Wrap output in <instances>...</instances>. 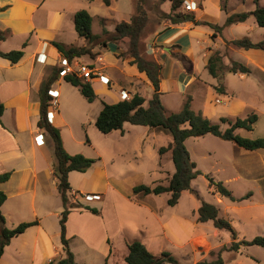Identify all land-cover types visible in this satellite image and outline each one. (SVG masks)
<instances>
[{"label": "crops", "instance_id": "0c3cea01", "mask_svg": "<svg viewBox=\"0 0 264 264\" xmlns=\"http://www.w3.org/2000/svg\"><path fill=\"white\" fill-rule=\"evenodd\" d=\"M74 1L0 0V32L4 34V40L0 41V51H10L8 49L2 50L1 45L11 38L19 40L23 51L22 58L16 64H10L7 60L0 58V63L6 65L5 67L1 66V68L6 70L24 68L20 74L8 75L9 77L7 78L3 77L0 71V103L3 105V113L0 116V174L4 172L11 173L7 181L0 183V190L6 196L5 201L0 206V212L5 219L28 214L31 216L32 221L37 220V225H35L37 227L36 235L33 237L31 244V258L38 261V264L55 263L53 260H58L63 256L62 252L48 243L50 242L49 236L43 232V225L40 222L42 220L41 216L52 214L58 220L61 212V201L60 204L52 203L53 198L60 200L56 189V180L52 172L55 157L50 140L43 136L41 130L37 128L39 117L38 90L48 74L53 69L60 67L61 62L64 60L54 47L53 42L61 43L65 46H85V40L77 36L73 26L74 13L81 10L73 8ZM253 1L249 0L248 4L250 7H247L245 6V0H182V3L194 4V9L187 12L193 13L195 18L204 24L194 25L190 22L177 25L161 24L159 29L146 42L147 49L145 51L148 59L153 60L161 67L159 83L161 101L167 95H172L175 100L176 96H179L177 100L180 109L187 96H190L191 109L196 113H201L202 116L209 119L212 123L222 117L234 119L239 118L241 113H243L244 117L249 113H255L257 120L251 131L236 130L237 134L250 139L256 138L252 135V132L259 125L261 116L264 117V53L259 49L246 50L227 43L244 37L250 39L251 33H257V24L251 15L243 22L228 26H224V24L229 15L252 11L254 9ZM262 1L259 0V6L264 8ZM251 17L254 20V24H248ZM210 25L222 27V30L215 32ZM65 30L67 32L63 33ZM72 31L78 39L83 40L80 45L79 41L74 38ZM259 34H261L259 40L264 39V32H259ZM104 50L102 57H98L102 61L99 66H103L100 68L101 71L99 73L107 77L110 83L107 86L96 79L90 80L89 82L95 95L103 99L101 102L113 104L121 101L119 92L123 90L129 99L135 94L144 98V106H146L153 93L152 85L146 75L143 72H139L135 65L130 64V57H118V49L115 45L108 44ZM215 51L220 53L225 66H229L231 62H238L262 75L261 78L254 80L255 86L262 88V98L261 96L259 98L258 95L256 97V102L261 104L262 110L251 109L250 111H245V103L239 100L234 92H229L224 86L225 108L223 110L215 108V104L220 103V100L214 95L219 92H216L213 88L217 79L209 75L215 80L213 83L201 77V72L203 73L206 70L205 66L208 58ZM39 53L46 57V62L44 64L36 62L39 66H34L36 64L34 56ZM81 58L83 56L75 59L80 61ZM103 58L106 60L104 64ZM25 60L30 61L29 66H20ZM91 66L95 67L93 64ZM235 75L239 79H245V74L236 73ZM60 81L64 82L63 85H68L72 91L79 93L77 88L66 83L59 76L50 87V90L57 92V96L53 98L56 102L55 112L51 109L48 111L53 113L50 123L60 130L62 145L68 154L83 153L88 156L81 149L87 144L85 136L84 138L80 135L78 137L75 136L64 125L62 113L59 110V97L61 96V101L65 102V104H70L72 108L76 106L77 109L73 113L75 122L79 123L80 129H86V110H91L92 102H87L80 93V96L74 95L76 98L72 95H62L60 89L66 86H62ZM93 83L100 87L98 91L94 89ZM111 91L116 93V96L114 99L109 100L107 98ZM143 93L147 94V96L145 97ZM195 104L197 106L194 110L193 106ZM99 111H95L92 116L93 124ZM39 134L42 135V143L40 145L36 144L34 140V137ZM207 136L209 135L197 139L203 140ZM144 137L145 139L143 138L141 143H144L147 137L153 138V133L146 131L144 132ZM259 137L264 138V135ZM170 142L171 140L166 145ZM230 144L228 142L226 146L231 153L229 161L226 160V164L230 167L238 164L236 166L239 168L237 169V177L240 179L248 178L247 180H252L255 183L261 182L259 187L263 196L260 206L264 208V175H257L258 167L264 169V149L245 151L240 148L237 149L233 144L228 146ZM133 150V152H137V145H134ZM188 152L190 155L189 149ZM139 154H142V152H139ZM168 154L170 155L169 152H165L163 155L168 157ZM72 173L74 172L68 173L70 188H72L74 180H76ZM86 173V171L81 173L79 178L85 180L84 176ZM100 180L107 179L105 176H101V178H97L95 183L100 182L101 185L102 182ZM79 182L80 180L78 184ZM100 185L98 184V186ZM87 194H99L100 198L97 201L101 202L103 200L104 203L101 193ZM119 199L122 201L127 200L123 197H119ZM81 203L84 204L83 202ZM98 206L101 208L100 210L97 209L99 214H92L87 210L73 209L67 217L65 223L66 237H77L83 245L84 255L80 257L82 261H79L77 253L71 247L76 264H118L119 261L125 263L123 258L127 252L126 244L134 240L141 242L155 255H159L161 252H167L171 255L163 247H159L161 249L154 247L161 245V239L151 236L148 228L144 225L145 223L137 219L138 215H140L144 219L148 217L152 220L155 217L153 211L142 204L127 202V204L115 210L113 208L107 214L103 212L101 205ZM74 217H77V219L83 217L95 219L96 226L103 233L102 239H100L101 243H95L84 238L86 233L84 225L77 231H69V223L73 221ZM249 218L251 222H256L257 220L252 216ZM24 219V217L19 218L20 221ZM203 225L204 223L197 222V216H194L191 222L181 218L174 220L171 223L174 230L170 232L174 239V245L176 247L184 245L195 246L196 241H202L203 232L200 228L204 227ZM160 229H163V227H160ZM24 232L20 235H23ZM134 233H138L139 236H133ZM56 234L59 236V228ZM16 238H12L4 250L11 247L10 245ZM165 239L168 241L167 236ZM22 245L20 242L14 244L15 253L22 249ZM35 248H37L36 258L34 255ZM196 248L199 249L200 246L196 245ZM51 251L55 259H51V255H48V252L51 253ZM85 255L87 256L86 260H84ZM4 256L5 252L0 258V264L5 263ZM46 256L51 258L46 259ZM171 256L176 258L180 264H188L189 262L186 260L188 258L187 254L180 256L183 259L174 255ZM197 262H200V260L195 259L189 264H196Z\"/></svg>", "mask_w": 264, "mask_h": 264}, {"label": "rangeland", "instance_id": "374dc122", "mask_svg": "<svg viewBox=\"0 0 264 264\" xmlns=\"http://www.w3.org/2000/svg\"><path fill=\"white\" fill-rule=\"evenodd\" d=\"M135 1L136 0H111L110 2V0H108L105 3V0H75L73 8L84 9L89 13L92 18V33L100 36V40H103L107 37V35L101 34L103 28L113 32L115 25L119 22L130 21L135 12ZM245 2V6L250 7L248 4L249 0H245ZM170 4L169 0H143L142 7L146 12L147 20L139 38V50L144 58H148L145 53L147 49L146 42L148 39H150L155 31L159 29V25L164 23L169 25V22L163 16L164 14H168L170 12ZM262 4L264 6V0L262 1ZM179 10L187 11L183 3L181 4ZM248 24H254L252 17L249 19ZM256 30L257 33L254 32L250 34V39L253 41H258L261 37L259 32H264V28H260L258 26L256 27ZM66 32L67 30L63 31V33ZM72 34L74 38L79 41L80 45L83 40L78 39L74 32ZM108 44L110 45L112 43L107 42V45ZM20 45L21 44L17 38H11L8 39L7 42H4L1 45V48L2 50H19L22 49ZM84 45L89 46L86 42ZM115 46L118 49V56H128L126 54L128 48L127 38L118 42ZM89 47H91V55L83 56L80 61L72 59L67 62L71 65L73 64L72 66H74L75 63L86 64L89 66L93 64L95 66L93 68L100 72V68L103 66H99L102 61L98 57H102L101 55L104 53L105 47L102 45H90ZM29 50L31 49L29 48ZM36 58L37 55L34 56L35 63L37 62ZM105 62L106 60L103 58V64ZM29 64L30 61L25 60L20 66H29ZM1 66L5 67L6 65H4V63H0V71L2 76L5 78L9 77L8 75L11 76L20 74L24 70L23 67L6 70L1 68ZM34 66L39 65L36 63ZM248 69L249 73L245 74V79H239L237 75L225 71L222 85L224 88H227L229 92H234L238 99L245 103V111H250L251 109H258L260 111L262 110V106L259 102H256V97L258 95L259 98L260 96L262 98V88L256 87L254 80L261 78L262 75L250 67H248ZM209 75L210 74L206 70L203 71V73L201 72L202 78H206L208 81H212L214 83L215 80H213ZM60 82L62 86H66L62 87V89H60L61 87L59 88L62 95L74 96L77 94V96H80L79 93L72 91L68 85H63L64 82ZM215 84H218L217 81ZM93 86L96 91L100 89L96 83H93ZM143 94L145 97L147 96V94ZM214 95L218 100H220L219 104H215V108L217 110H223L226 104V97L224 96L225 93H216ZM115 96L116 93L111 91V94L107 99L112 100ZM74 97L76 98V96ZM148 97L150 98V96ZM61 98L62 97L60 96L59 110L62 113L61 116L64 120V125H66L67 129H70L72 134L75 136L78 137L80 135L83 138L85 136L87 144L84 147H81V149L84 153H87L88 156L83 153L81 154L94 159V163L86 170L87 173L84 176L85 180H82L83 178H79L81 173L73 171L74 173L72 174L76 180H74L75 184L73 183L71 188L72 192L70 191L68 194L69 204L82 206L87 205L88 207L96 208L98 210L101 209L98 205H101L103 212L107 214H109L113 208L115 210L122 205L127 204V202L144 205L154 212L155 217L150 220L148 217L144 219L143 216L138 215L137 219L145 223L144 225L148 228L151 236H154L156 239H161V245H156L154 247L158 249H161L159 247H163L165 251L170 252L171 255L177 256L180 259H183L180 257L181 255L184 256L187 254L188 258L186 260L187 262L189 261L188 264L195 259L210 262L215 260L218 255L222 260V264H264V249L261 247L241 246L237 251L228 250L227 247L232 241L231 233L229 231L215 229L211 221L206 223L204 222V227L200 228L203 232V238L202 241H196L195 243L197 246H200V250L196 248V245L176 247L173 243V236L170 233L171 230H174L171 226V223H173L174 220L181 218L182 220L185 219L186 221L191 222L192 218L197 216L198 207L202 202H206L214 205L219 210V215L229 222L231 228L236 233L237 241L242 239L251 240L256 236L264 235V208L260 206L263 196L259 187L261 182L255 183L252 180H247L248 178L240 179L237 177V169L239 168L236 166L238 164H236V166L233 165V167L226 164V160L229 161V157L231 156L229 148L226 147L228 142L221 141L211 135L207 136L206 139L203 140L189 138L185 141L187 150H190L191 160L195 163L197 170H199L202 175L193 179L190 184L191 190L184 191L177 204L170 207L166 204L169 194L162 193L159 195H144L141 192H133V188L138 185L154 187L155 185L165 186L167 184L169 177L174 171V167L170 155L168 154V157L163 154L160 155L157 149L165 146L166 143L171 140V137L163 131L130 124H124L121 132L112 131L108 134H101L95 128L92 120V116L95 114V111L98 112L102 107L101 100L103 99L100 98V96H96L92 101L90 106L91 110H86V129H80L79 123L75 122L76 120L73 113L74 110L77 109L76 106L75 108H72L70 104H65V102L63 103ZM177 98H179V96H176L175 100L172 95H167L162 98L161 103L166 113L178 111L180 106ZM55 104L56 102L53 100L50 109L54 112ZM196 106V104L193 106L194 110L196 109ZM242 116L243 113L239 115V118ZM215 123L219 124L221 129L228 127L226 123H220L219 120ZM146 131L153 133V138L147 137L145 142L141 143V140L143 138L145 139L144 132ZM263 131L264 117L261 116L259 125L254 128L252 135L258 138V136L264 135ZM42 134L47 137L43 132ZM134 145H137V149L139 151L137 150V152H133ZM228 146H232V144ZM139 152H142V154H139ZM206 173L211 174L216 180L222 182V184L230 191L236 200L231 201L226 197H221L209 188L208 183L203 176V174ZM261 174L264 175V169L258 167L257 175L260 176ZM101 176H105L107 180L101 181V179V185L100 182L95 183L97 178H101ZM79 180L80 182L78 184ZM98 184L100 186H98ZM94 192H99L103 195L104 203L103 200L101 202L97 201V199L100 198L99 194H95L97 195L96 199H86L85 195H88L87 193ZM119 197H123L127 200L122 201ZM54 202L60 204V200L58 198H53L52 203ZM250 216L255 217L257 219L256 222H251L249 218ZM21 217H24L25 219L20 221L19 218ZM41 217L42 220L40 222L43 225L42 230L49 236L50 239V242L48 243L55 246L60 252H62L60 236L56 234L59 228L58 220H56L53 214ZM31 219V216L28 214L22 216H12L11 218H6L4 220V224L7 228H14L21 222L32 221ZM83 225L86 230L84 238L86 240L94 241L95 243H101L100 239H102L103 233L96 226L95 219L84 217L77 219V217H74L73 221L69 223V231H77L79 228H82ZM160 227H163V229H160ZM36 230L37 227L35 226L29 227L25 230L23 235L17 236V238L10 245L11 247H8L3 251L5 252V263L38 264V261L31 258V244L33 237L36 235ZM136 235L139 236L138 233L133 234V236ZM166 236L168 241L165 239ZM67 238L69 240V250L72 254L73 251H75L79 257V261H82L80 257H82L84 253L83 245L80 239L77 237ZM17 242H20V244L23 245L22 249L18 253H15L14 244ZM71 247L73 251L71 250ZM222 247H225V249L221 250ZM34 255L36 258L37 248L34 250ZM48 255H51L52 258L50 256H46V259H55L52 255V251L51 253L48 252ZM84 257V260H86L87 256L85 255ZM53 261L56 262L57 260L55 259ZM118 264L126 263H121V261H119Z\"/></svg>", "mask_w": 264, "mask_h": 264}, {"label": "trees", "instance_id": "16d2710c", "mask_svg": "<svg viewBox=\"0 0 264 264\" xmlns=\"http://www.w3.org/2000/svg\"><path fill=\"white\" fill-rule=\"evenodd\" d=\"M91 1V0H89ZM164 1V0H160ZM170 12L164 14L169 25H177L190 22L194 25H202L203 22L197 20L193 13L180 11L179 8L182 0H169ZM107 0H105V3ZM143 0L135 1L134 15L129 22L121 21L115 25L113 32L102 29L101 34L107 35L106 38L100 40V36L95 35L91 31L92 18L89 13L84 10H78L73 16L74 30L79 38H83L90 45H102L106 48L107 42L117 44L128 39V48L126 54L131 58L130 64L135 65L139 72H143L153 88L151 98L144 106V98L139 95H133L128 100H121L117 103L109 104L101 102V109L94 121L95 128L101 134H108L112 131H122L123 125L128 123L135 126H145L150 129L163 131L171 137V142L167 146L159 147L160 155L165 152L170 153V158L174 167V171L169 177L167 184L155 185L149 187L138 185L133 188V192H141L144 195H159L162 193L169 194L166 204L170 207L175 206L184 191L191 190L190 184L193 179L202 173L197 170L195 163L191 160L189 152L185 146V141L189 138H199L205 135H211L222 141H227L235 147L245 151H254L264 149V138H245L236 133V130L242 129L251 131L257 120L255 113H249L243 118L230 119L222 117L220 123H226L228 127L221 129L219 124L212 123L209 119L196 113L191 109V98L187 96L182 107L177 112L166 113L160 100L161 92L159 90L160 83V65L151 59L144 58L140 53L139 38L143 27L146 23V12L142 7ZM254 9L250 12H242L229 15L224 26L243 22L248 16H252L259 27L264 28V8L259 6V0H254ZM215 32H220L222 27L210 25ZM4 40V34L0 32V41ZM232 45L242 49H259L264 53V39L253 42L244 37L241 39L232 40ZM58 53L66 60L79 58L85 55H91V47L89 46H65L61 43L53 42ZM24 47V46H23ZM23 56L22 49L10 50L7 52L0 51V58L7 60L10 64H16ZM118 56V55H117ZM121 57V56H118ZM208 73L217 79V85L213 86L214 90L219 93H224L222 80L224 72L228 71L233 74L241 73L248 74L249 69L238 63L231 62L229 66H225L222 62V57L218 51H215L208 58L205 66ZM62 67L53 69L45 80L41 83L38 90L39 100V117L37 128L43 132L51 142L55 163L53 164V177L56 180V189L61 201V212L59 214V236L61 242V251L63 256L55 263L48 264H76L74 256L68 247V239L66 237L65 223L72 209L87 210L92 214H99L96 208H91L82 205L69 204L68 194L71 191L68 182V173L75 171L84 173L94 163V159L88 158L81 153L73 155L68 154L63 148L60 130L47 121V112L49 111L53 98L48 94L51 85L59 78V72ZM62 79L71 86L78 89L83 98L91 103L96 95L90 85V82L84 80L72 73L62 76ZM3 113V105L0 103V116ZM10 172L0 174V183L7 181L10 177ZM209 188L221 197H226L231 201L236 199L230 191L216 180L211 174H203ZM6 196L0 190V206L5 201ZM211 221L213 227L217 230L229 231L232 235V241L227 247L228 250L237 251L241 246H258L264 249V235L256 236L251 240H238L236 233L231 228L229 222L219 215V210L212 204L202 202L197 209V222L204 223ZM4 218L0 212V258L4 248L9 244L10 240L22 234L27 228L37 225V220L21 222L14 228H7L4 224ZM127 252L124 256L126 264H180L176 258L167 252H161L155 255L150 252L141 242L131 241L126 244ZM225 249L222 247L221 250ZM220 250V251H221ZM196 264H222V260L218 255L213 261H200Z\"/></svg>", "mask_w": 264, "mask_h": 264}, {"label": "built area", "instance_id": "2783aa9c", "mask_svg": "<svg viewBox=\"0 0 264 264\" xmlns=\"http://www.w3.org/2000/svg\"><path fill=\"white\" fill-rule=\"evenodd\" d=\"M185 9L187 11L193 10L194 9V4L190 3V4H186L185 2L183 3ZM64 59V58H63ZM36 61L39 63H45L46 62V57L42 54L39 53L37 55ZM73 65V64H72ZM71 64H69L65 59L61 62V66L62 70L59 72V76H64L68 73H72L74 75H76L77 77H80L84 80L90 81V80H99V82H102L105 85L109 84V79L107 77H104L101 73H99V71L89 65L86 64H80V63H75L74 66H72ZM48 94L52 97L55 98L57 96V92L56 91H52L49 90ZM119 97L120 100H127V94L122 90L119 92ZM53 113L52 112H48L47 113V121L50 123L52 118H53ZM34 140L36 142V144H41L42 143V135H37L34 137ZM87 200H91V199H96L97 195H85Z\"/></svg>", "mask_w": 264, "mask_h": 264}]
</instances>
